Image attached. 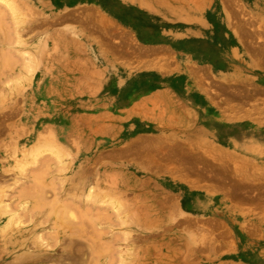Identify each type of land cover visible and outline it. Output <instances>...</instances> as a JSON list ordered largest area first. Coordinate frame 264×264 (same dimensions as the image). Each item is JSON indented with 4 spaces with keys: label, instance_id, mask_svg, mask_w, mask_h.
<instances>
[{
    "label": "crops",
    "instance_id": "crops-1",
    "mask_svg": "<svg viewBox=\"0 0 264 264\" xmlns=\"http://www.w3.org/2000/svg\"><path fill=\"white\" fill-rule=\"evenodd\" d=\"M175 6L178 15L165 27L139 8H123V15L109 22L124 36L72 39L71 51H43L36 58L39 68L15 91L23 92L24 85L32 91L38 84L53 94L36 108L52 109L77 131L84 151L75 148L79 154L74 155L82 157L75 173L83 157L104 155L103 173L116 178L119 194L129 196L142 220L167 225L218 217L232 233L236 249L221 245L216 263L240 264L248 255L255 257L254 264H264V215L233 212L225 200L177 176L190 170L152 158L165 156L166 149L173 151L171 156L192 158L194 141H209L223 150L226 144L239 145L240 150L261 147L256 156L264 169V0H185ZM46 8L41 6L39 12ZM243 15L248 17L242 20ZM46 40L36 41L43 50ZM207 78L217 87L257 78L252 92L261 94L263 102L255 109L228 113L208 89ZM23 108L15 122L18 130L29 111L24 103ZM152 142L158 151L154 154L149 153ZM14 145L0 140V187L14 180L13 160L6 159L16 152L10 148ZM193 192L204 199L195 210L186 204Z\"/></svg>",
    "mask_w": 264,
    "mask_h": 264
},
{
    "label": "rangeland",
    "instance_id": "rangeland-1",
    "mask_svg": "<svg viewBox=\"0 0 264 264\" xmlns=\"http://www.w3.org/2000/svg\"><path fill=\"white\" fill-rule=\"evenodd\" d=\"M63 1L0 0V90H3L2 93L0 91L1 141L19 144L20 136L15 122L22 116L23 103L25 108L36 107L40 92H31L25 85L22 86L23 92L15 90L20 89V84L28 79L26 75L31 76L39 68L37 66L40 63L36 59L38 54L43 51L59 52L63 47L71 51L74 48L72 39H116L124 36L121 28L109 21L114 17L120 18L123 8L128 6L139 8V12L152 19L156 18L165 27L178 15L179 9L175 3L185 0H74L72 4H65ZM41 6L47 7L48 13L47 8L44 12H39ZM247 17L243 15L242 20ZM41 37H45L48 42L45 50L36 42ZM17 41L24 45L22 43L21 46ZM26 53L31 54V59ZM252 79L233 86L226 84L225 87L215 86L210 78L205 83L213 95H218L217 98L225 105L228 113H231L235 108H255L263 102L259 97L261 94L252 92V86L259 83V80ZM10 88V92H14L10 93ZM47 97L52 100L53 94ZM16 105L18 111L13 114L12 106L15 108ZM46 110L49 117L68 121L52 109ZM50 125L46 124L44 127L47 129ZM43 135L45 137L40 139L39 144L41 147L36 146L40 148L39 152L34 148L37 150L34 156L31 154L33 147L29 148L30 151L28 148L16 149L13 158L18 163L15 165L13 161L16 172L14 180L0 187V228L6 223L10 224L5 233L0 234L2 264H218L216 256L221 251V245L224 244L227 249H236L232 233L227 227L223 228L218 217L210 221H172L167 225L142 220L144 215L133 210L135 206L130 204L129 196L119 194L116 178L111 175L107 177L103 173L104 155L83 157L82 166L75 173L76 161L82 157H76L74 153L79 154V149L83 152L84 143L79 142L74 135V148L68 145L62 151L54 149L51 144L52 135L48 131ZM16 139L17 142L14 141ZM167 143L169 146L170 142ZM154 144L156 143L152 142L150 154L158 152ZM138 145L135 144V147ZM75 148L79 149L76 151ZM238 148L239 145L226 144L223 150L214 142L194 141L192 158L171 156L173 151L167 149L165 156L152 158L163 159L171 168L190 170L179 172L177 176L193 183L196 188L225 200L233 212H243L248 217L264 215V169L259 166L260 158L256 156L261 147ZM6 159L10 160L9 157ZM197 194L199 193L193 192L186 196V204L192 210L194 201H201ZM215 203L217 201L212 202L211 207ZM66 213L67 215H63ZM9 235L15 239L12 245L9 243ZM212 250L214 254L211 253ZM254 261L255 257L247 255L240 264H254Z\"/></svg>",
    "mask_w": 264,
    "mask_h": 264
},
{
    "label": "bare ground",
    "instance_id": "bare-ground-1",
    "mask_svg": "<svg viewBox=\"0 0 264 264\" xmlns=\"http://www.w3.org/2000/svg\"><path fill=\"white\" fill-rule=\"evenodd\" d=\"M6 1V0H5ZM12 1V0H11ZM156 1V0H155ZM140 3V2H139ZM161 3V2H160ZM14 5V4H13ZM11 7H12V4H11ZM14 7V6H13ZM6 9V8H5ZM9 10V9H8ZM17 10V9H16ZM13 11H14V9H13ZM12 11V12H13ZM7 12V11H6ZM9 12V11H8ZM16 12V11H15ZM194 12V11H193ZM18 13V12H17ZM11 16V15H10ZM13 18V17H12ZM9 21H11V20H9ZM15 22V21H14ZM14 22H12V23H14ZM5 27V26H4ZM8 28V27H7ZM241 28H243V27H241ZM5 30H7V29H5ZM9 31V30H8ZM8 31L6 32V33H8ZM10 32V31H9ZM5 33V32H4ZM241 34V33H240ZM13 35H15V34H13ZM11 36V35H10ZM8 38V37H7ZM11 38V37H10ZM12 38H13V36H12ZM15 38V37H14ZM13 38V39H14ZM8 40H10V39H8ZM15 40V39H14ZM18 40H20V39H18ZM16 41V40H15ZM10 42V41H9ZM12 42H14V41H12ZM18 42V41H17ZM20 42V41H19ZM18 42V43H19ZM2 43V42H1ZM15 43V42H14ZM13 43V44H14ZM17 43V44H18ZM23 43V42H22ZM21 42H20V45L22 44ZM9 45H11V44H9ZM19 45V44H18ZM23 45H24V43H23ZM26 45V44H25ZM22 46V45H21ZM1 47V46H0ZM2 49V48H1ZM9 49V48H8ZM13 51H14V49H12ZM257 50V49H256ZM8 51V50H7ZM6 51V52H7ZM17 51V50H16ZM15 51V52H16ZM258 51V54L260 53V51L259 50H257ZM3 53H5V52H3ZM5 54H7V53H5ZM27 54V53H26ZM4 55V54H3ZM17 55V54H16ZM28 55V54H27ZM31 55V54H30ZM30 55H28L27 57H29ZM261 55V54H260ZM259 55V56H260ZM6 56V55H5ZM11 56V55H10ZM9 56V57H10ZM13 56V55H12ZM17 56H19V55H17ZM48 56V55H47ZM33 57V56H32ZM21 58H23V57H21ZM30 58V57H29ZM31 59V58H30ZM12 60H14V59H12ZM11 60V61H12ZM34 60V59H33ZM23 62H27V61H23ZM34 62V61H33ZM5 63V62H4ZM11 63V62H10ZM27 64V63H26ZM30 64V63H29ZM33 64V63H32ZM3 65V64H2ZM7 65V64H6ZM14 66V65H13ZM4 67V66H3ZM10 67V66H9ZM12 67V66H11ZM33 67V66H32ZM14 68V67H13ZM29 68V67H28ZM6 69V68H5ZM5 73V72H4ZM1 74V73H0ZM2 75V74H1ZM14 75H16V74H14ZM11 76V75H10ZM13 79V78H12ZM13 83H15V82H13ZM16 85L15 86H17L18 85V81H16ZM37 84V83H36ZM11 85V84H10ZM21 85V84H20ZM37 89L35 88V89H33L31 92H36V93H41V95H39L38 97V99L36 100V105L39 103L40 104V102H41V106L43 105V103H44V101L46 102L48 99L47 98H49V97H47L50 93H47L46 92V90L45 91H43V88H38V84H37ZM1 88V87H0ZM2 89V88H1ZM14 90V89H13ZM1 91V93L3 92V90H0ZM11 91V88H10V90H9V92ZM12 92H14V91H12ZM12 92H10V93H12ZM50 92V91H49ZM219 92V91H218ZM220 92H222V91H220ZM245 92V91H244ZM247 92V91H246ZM1 93H0V95H1ZM4 94V93H3ZM5 94H6V92H5ZM4 94V97L6 96ZM246 94V93H245ZM253 94V93H252ZM219 95H220V93H219ZM241 95V94H240ZM214 96H218V95H214ZM248 95H246V97H247ZM1 97V96H0ZM233 97V96H232ZM243 97V96H242ZM6 98V97H5ZM236 98V97H235ZM237 98H239V97H237ZM216 99V98H215ZM245 98L243 97V100H244ZM2 100H3V98H2ZM228 100V99H227ZM238 100H240V99H238ZM230 101H232V100H230ZM43 102V103H42ZM241 103L242 102H240V105H241ZM246 103V102H245ZM247 104H248V102H247ZM14 108V107H13ZM39 108V107H38ZM252 108H254V107H252ZM46 109H48V108H44V109H42V110H40L39 112L37 111V108L35 107V108H32V109H30L29 108V111H27L26 112V117H25V121H24V123L22 124V126H21V128H19V136H20V142H19V144H17V145H14L15 146V149H22V150H24L23 148H28L27 150H31V149H29L30 147H33V153H31V154H33V156H34V152L36 151L37 152V150H38V152H39V149L36 147L37 145H39L40 144V139L42 138H44L45 137V135H43L45 132H49L51 135H52V140H51V144L53 145V147H54V149L56 148V149H60V150H62V151H65L66 149H67V147H68V145L69 146H71L72 145V147H73V145H74V142H75V136L74 135H76L77 136V131H75L72 127H71V125L69 124V121H60V120H55V119H53V117L51 118V117H49V115L47 114V110ZM239 109H240V107H239ZM255 109V108H254ZM13 110H15V109H13ZM16 111H17V109H16ZM15 111V112H16ZM25 111V110H24ZM49 111H51V109H49ZM223 111H225L224 109H223ZM227 111V110H226ZM10 112V111H9ZM227 112H229V111H227ZM14 113V112H13ZM36 113V114H35ZM224 113V112H223ZM237 113V112H236ZM242 113H244V112H242ZM258 113V112H257ZM17 114V113H16ZM33 114H35V115H33ZM261 114V113H260ZM263 114V113H262ZM33 115V116H32ZM246 115V114H245ZM225 117V116H224ZM64 123H65V125H64ZM46 124H51L47 129L44 127V125L46 126ZM66 126V127H65ZM65 128V129H64ZM66 132V133H65ZM1 134V133H0ZM12 137V136H11ZM49 138V137H48ZM164 140V139H163ZM137 142V141H136ZM35 143V144H34ZM46 145V144H45ZM131 145V144H130ZM167 145H168V143H167ZM10 146V145H9ZM40 146V145H39ZM38 146V147H39ZM147 146V145H146ZM41 147V146H40ZM148 147H149V145H148ZM10 148H14V147H10ZM9 147L7 148V150L8 149H10ZM34 148H37V150H35ZM74 148V147H73ZM12 149H10V151H12ZM148 149V148H147ZM53 150V149H52ZM50 151V150H49ZM56 151V150H55ZM7 152V151H6ZM5 152V153H6ZM9 152V151H8ZM57 152V151H56ZM61 152V151H60ZM60 152H58V154H61ZM181 152V151H180ZM13 153H14V149H13ZM31 154H30V157H31ZM41 154V153H40ZM186 154V153H185ZM192 154V153H191ZM14 155H15V153H14ZM13 155V156H14ZM13 156L12 157H9L11 160H13L14 161V163H15V165L18 163L14 158H13ZM37 156V155H36ZM39 156V155H38ZM126 156V155H125ZM184 156V155H183ZM185 156H187V155H185ZM29 158V157H28ZM186 158V157H185ZM34 160V159H33ZM191 160V159H190ZM41 161V160H40ZM60 161V160H59ZM185 161V160H184ZM43 163V162H42ZM189 163V162H188ZM43 165V164H42ZM42 165H40V167L42 166ZM20 167L22 166V164H20L19 165ZM24 167V166H23ZM22 168V167H21ZM59 168V167H58ZM33 169V168H32ZM40 169V168H39ZM17 170H19V168H17ZM37 170V169H36ZM41 170V169H40ZM44 170V169H43ZM92 170V169H91ZM197 170H198V168H197ZM27 171V170H26ZM37 171H39V170H37ZM57 171V170H56ZM63 171V170H62ZM61 171V172H62ZM89 171V170H88ZM47 172V171H46ZM60 172V171H59ZM58 172V173H59ZM19 173V172H18ZM24 173V172H23ZM39 173V172H38ZM43 173V172H42ZM48 173V172H47ZM54 173H56V172H54ZM22 174V173H21ZM30 174V173H29ZM33 175V174H32ZM40 175H41V173H40ZM40 175H38V176H40ZM47 175V174H46ZM22 176V175H21ZM31 176V175H30ZM34 176V175H33ZM37 177V176H36ZM34 178V177H33ZM52 178V177H51ZM55 178V177H54ZM53 178V179H54ZM31 179V178H30ZM30 179H28V180H30ZM36 179V178H35ZM37 179H38V177H37ZM40 179V178H39ZM58 179V178H57ZM56 180V179H55ZM33 181V180H32ZM57 182V181H56ZM51 183V182H50ZM54 183V182H53ZM59 183V182H58ZM61 183V182H60ZM28 185H30V184H28ZM37 185V184H36ZM35 185V186H36ZM49 185V184H48ZM51 185V184H50ZM34 186V185H33ZM60 186V185H59ZM92 186V185H91ZM90 186V187H91ZM20 189H22V188H20ZM34 190V189H33ZM91 190V189H90ZM89 190V191H90ZM16 191V190H15ZM30 191V190H29ZM61 191V190H60ZM31 192V191H30ZM59 192V191H58ZM88 192V191H87ZM26 193H27V191H26ZM246 193V192H245ZM22 194H23V191H22ZM18 195V194H17ZM32 195V194H31ZM59 195V194H58ZM66 195V194H65ZM90 195V194H89ZM16 196V195H15ZM86 196V195H85ZM84 196V197H85ZM93 196V195H92ZM30 197V196H29ZM89 197V196H88ZM94 197V196H93ZM92 197V198H93ZM18 198V197H17ZM24 198V197H23ZM72 198V197H71ZM74 198V197H73ZM81 198V197H80ZM65 200V199H64ZM81 200V199H80ZM200 200H202V199H200ZM66 201V200H65ZM64 201V202H65ZM66 202H68V201H66ZM69 203V202H68ZM91 203V202H90ZM55 204V203H54ZM57 204H59V203H57ZM67 204V203H66ZM75 204V203H74ZM93 204V203H92ZM199 204H200V202H198V201H194V205H193V210H195V209H197L198 208V206H199ZM62 205H64V204H62ZM87 205V204H86ZM66 206V205H65ZM92 206V205H91ZM67 207V206H66ZM19 208V207H18ZM65 208V207H64ZM69 208V207H68ZM67 208V209H68ZM70 208H72L71 206H70ZM51 209V208H50ZM91 209V208H90ZM32 210V209H31ZM57 210V209H56ZM69 211V210H68ZM12 212V211H11ZM28 212V211H27ZM33 212V211H32ZM38 212V211H37ZM35 213V212H34ZM4 214V213H3ZM22 214H24V213H22ZM21 214V215H22ZM26 214V213H25ZM30 214H33V213H30ZM48 214H50L49 212H48ZM52 214V213H51ZM50 214V215H51ZM29 215V214H28ZM46 215V214H45ZM63 215H67V213L66 214H63ZM73 215V214H72ZM32 216V215H31ZM47 216V215H46ZM59 216H60V214H59ZM69 216V215H68ZM71 216V215H70ZM48 217V216H47ZM60 217H62V216H60ZM10 218V217H9ZM34 218V217H33ZM63 218H65V217H63ZM70 218V217H69ZM32 219V218H31ZM66 219H67V217H66ZM10 220H12V218L10 219ZM69 220V219H68ZM70 220H72V217H71V219ZM76 220V219H75ZM15 221V220H14ZM59 221V220H58ZM78 221V220H77ZM185 221H187V220H185ZM189 221V220H188ZM69 222V221H68ZM17 223V222H16ZM78 223V222H77ZM91 225V224H90ZM94 225V224H93ZM10 227V224L9 223H6V225L4 226V227H2V228H0V234L2 233V234H4L5 233V231L8 229ZM94 227V226H93ZM92 230V229H91ZM56 232V231H55ZM74 232V231H73ZM55 234V233H54ZM92 234V233H91ZM71 236L73 235V233L72 234H70ZM76 235V234H75ZM74 235V236H75ZM6 237H7V235H5ZM94 236V235H93ZM57 237V236H56ZM14 237H12L11 235H9V243H10V245H12L13 243H14V241H15V239H13ZM106 241V240H105ZM92 243H93V241H92ZM89 249H90V247H89ZM98 249V248H97ZM121 263V262H120Z\"/></svg>",
    "mask_w": 264,
    "mask_h": 264
}]
</instances>
